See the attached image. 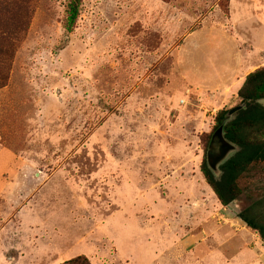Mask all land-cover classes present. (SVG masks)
<instances>
[{
  "label": "rangeland",
  "instance_id": "1",
  "mask_svg": "<svg viewBox=\"0 0 264 264\" xmlns=\"http://www.w3.org/2000/svg\"><path fill=\"white\" fill-rule=\"evenodd\" d=\"M68 1L9 0L0 15L9 264H197L185 231L217 199L200 172L202 137L240 103L235 77L264 66V0H81L70 32ZM227 77L219 95L212 85ZM240 186L226 206L238 229L245 195L264 191V163Z\"/></svg>",
  "mask_w": 264,
  "mask_h": 264
},
{
  "label": "trees",
  "instance_id": "2",
  "mask_svg": "<svg viewBox=\"0 0 264 264\" xmlns=\"http://www.w3.org/2000/svg\"><path fill=\"white\" fill-rule=\"evenodd\" d=\"M8 3L9 0H0V15L8 10ZM80 4L81 0H69L67 3L63 27L68 32L72 31L76 23ZM3 23L0 20V39L6 41L10 37V30ZM10 52L8 46L0 50V64L5 65L1 60ZM6 82V74L0 75V88L5 86ZM237 96L240 98V103L231 109H219L214 117L211 132L202 137L206 148L213 132L219 126H223L225 138L238 148L221 164L217 174H213L208 168L205 155L200 165L201 174L222 206H228L244 195L245 188L240 186V181L257 165L264 163V105L258 102L259 99L264 98V66L245 76ZM231 112L233 116L229 117ZM248 192L245 197L249 203L237 213V217L247 228L257 233L264 244V191L254 193V190H249ZM59 264H91V262L86 256L78 255Z\"/></svg>",
  "mask_w": 264,
  "mask_h": 264
},
{
  "label": "crops",
  "instance_id": "3",
  "mask_svg": "<svg viewBox=\"0 0 264 264\" xmlns=\"http://www.w3.org/2000/svg\"><path fill=\"white\" fill-rule=\"evenodd\" d=\"M244 78L245 76L239 79L235 77L234 89L236 92L242 85ZM219 79L220 81L217 80L218 82L212 86L215 88L216 85V89L221 95L223 91H220L226 88L229 78ZM211 199L210 205L207 201L203 203L200 218H195L196 224L193 226L190 225V221L187 223V226L195 227L194 230L185 231L183 245L187 259L193 260L197 264L203 263L209 257L218 259V264H264V244L257 233L251 232L245 224L241 225L240 222L241 228H233L234 221L237 222L238 220L226 213V206H222L215 198ZM216 219H219V223L215 222ZM220 219L224 220V223ZM0 250V254H3L5 258L4 262H0V264L14 262L12 253L8 251L7 243L5 246L2 245L1 237Z\"/></svg>",
  "mask_w": 264,
  "mask_h": 264
},
{
  "label": "water",
  "instance_id": "4",
  "mask_svg": "<svg viewBox=\"0 0 264 264\" xmlns=\"http://www.w3.org/2000/svg\"><path fill=\"white\" fill-rule=\"evenodd\" d=\"M258 102L264 105V98L259 99ZM237 149L234 143L225 138L223 126H219L211 135L206 149V164L211 172L213 174L219 173L221 164L234 154Z\"/></svg>",
  "mask_w": 264,
  "mask_h": 264
}]
</instances>
